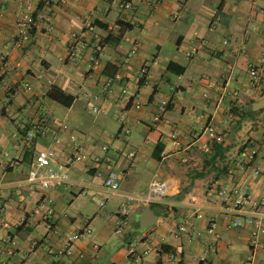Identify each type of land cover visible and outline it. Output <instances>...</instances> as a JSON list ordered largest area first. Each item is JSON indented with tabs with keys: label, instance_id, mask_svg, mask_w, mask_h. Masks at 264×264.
Returning a JSON list of instances; mask_svg holds the SVG:
<instances>
[{
	"label": "crops",
	"instance_id": "1",
	"mask_svg": "<svg viewBox=\"0 0 264 264\" xmlns=\"http://www.w3.org/2000/svg\"><path fill=\"white\" fill-rule=\"evenodd\" d=\"M29 4L35 23L23 34L17 19ZM134 45L137 55L121 66ZM251 63L259 67L255 81ZM142 66H148L143 80L137 76ZM263 98L264 0H0V263L15 264L33 241L48 237L44 214L52 208L58 233L30 251L25 264H163L170 251L183 264H244L252 228L230 227L234 195L222 200L219 191L225 185L247 190L255 203L249 214L264 217V108L252 111ZM162 102L168 108L155 123ZM172 131L181 151L165 139ZM255 147L259 153L247 160ZM48 149L55 151L53 165L68 169L71 184L43 189L29 182L36 153ZM77 152L86 158L73 160ZM111 171L121 178L116 194L104 188ZM154 182L175 191L155 195ZM149 197L150 203L136 200ZM153 204L164 205L161 216ZM125 205L131 215L118 235ZM148 207L158 219L140 232L138 219ZM212 218L218 241L207 233ZM180 225L188 233L175 239ZM87 228L92 234L73 244L76 254L63 255L71 236ZM7 235L19 243L8 256ZM147 249L150 256L135 263L132 253ZM255 264H264V250Z\"/></svg>",
	"mask_w": 264,
	"mask_h": 264
},
{
	"label": "built area",
	"instance_id": "2",
	"mask_svg": "<svg viewBox=\"0 0 264 264\" xmlns=\"http://www.w3.org/2000/svg\"><path fill=\"white\" fill-rule=\"evenodd\" d=\"M62 3H66L67 0H61ZM119 7L123 10H132V3L130 2H121L119 4ZM35 23L34 19V7L32 4H29L25 7V9L20 13L18 19H17V26L21 33H26L30 30L31 27H33ZM138 46L134 45L128 52V54L122 59L121 66L122 65H128L132 59L137 55L138 53ZM73 56V54H71ZM92 62L96 65L100 64V61L96 59L95 57H92ZM1 61H6V57L2 56ZM249 72L250 76L253 81H255L258 78L259 74V67L255 63H251L249 65ZM148 75V66H142L137 71V76L139 79L143 80L146 79V76ZM112 86V81H109L106 85L108 89ZM136 109L142 108V103L140 101H137L135 103ZM168 103L162 102L159 106L158 113L154 116V122L159 123L162 119V116L167 111ZM95 113H99L100 109L95 108ZM120 121L124 124L123 126V132L125 135L131 134V128L125 125L126 122V116L125 114L121 115ZM209 133L211 136L215 135V128L213 126L209 127ZM36 138V134L34 130L28 131L26 135V145L28 148H32L34 141ZM166 140L171 141L173 147L175 150L181 151L183 148V143L179 137V134L176 131L170 132L168 135L165 136ZM259 153V148L255 147L252 148L250 151V154L246 156L247 160H252L255 158V156ZM131 157L134 156V153L130 154ZM55 157V151L53 149L38 151L36 153V159L35 163L32 167V169L29 172V182L32 184L39 185L43 189H59L63 186H66L68 184L72 183L71 175L68 171V169L61 164L53 165V158ZM86 158V155L80 154L77 152L73 156V160L75 161H82ZM190 161L189 157H186L184 159L185 163H188ZM237 167L240 170H244L246 167V162L240 161L237 163ZM258 174L261 172L258 171ZM167 184L160 183V182H154L152 190L154 194L156 195L158 192H162L164 195L171 194L172 192L168 191V188L166 187ZM104 188L109 194H116L121 190V178L120 174L116 171H111L107 177L105 178V184ZM89 193V187L83 186L81 194L88 195ZM229 194L234 195V199L232 202V207L230 213L234 215V218L230 222L231 228H240L243 226H249L252 228V234H251V240H250V255L246 258L244 264H255V258L256 254L260 251L264 250V243L262 241V236L264 235V217L259 214H249L248 209H250L253 205H255L253 198L251 194L242 188L239 187H231L230 185H225L221 188L219 191V197L222 200H227L229 197ZM134 198H131V201H134ZM136 200L150 203L152 202V199L149 198H137ZM121 218L117 223V229L116 233L118 235L122 234L124 232V227L128 222V217L131 215V209L128 205H125L122 207L120 212ZM204 217L203 214H199L198 218L202 219ZM44 218L46 221L47 229L49 235H54L58 233V228L54 222V211L52 208L46 209ZM25 222V219H23V223ZM6 227H9V225L5 224ZM188 233V226L187 225H180L174 233L175 239H180L181 235ZM207 233L209 235L215 236V239L218 241L220 239V234L218 232V223L214 218L210 219L209 225L207 228ZM92 234V230L87 228L82 233H77L71 236L70 239V245L63 249L61 253L65 256L72 257L76 254L73 244L77 243L81 239L88 237ZM49 235L47 238H45L42 241H33L30 245L29 250L24 251L22 255L18 257L15 264H25L26 258L28 257V254L30 251H36L40 247H44L49 243ZM3 245H5L6 249L4 250V253L8 256L11 255L10 251H16L18 249V240L16 237H13L11 235H7L3 237L2 239ZM95 248L98 249L99 247L95 245ZM151 251L150 249L144 250L140 253L134 252L132 253L133 261L135 263H140L143 258L150 256ZM158 256H162L164 254L162 249H159L157 251ZM167 260L163 264H183V259L180 256V254L170 251L166 253ZM82 257V255H81ZM206 261V257L202 256L199 258L198 262L203 263ZM0 264H10L9 261L4 259L1 261Z\"/></svg>",
	"mask_w": 264,
	"mask_h": 264
},
{
	"label": "water",
	"instance_id": "3",
	"mask_svg": "<svg viewBox=\"0 0 264 264\" xmlns=\"http://www.w3.org/2000/svg\"><path fill=\"white\" fill-rule=\"evenodd\" d=\"M264 108V98L252 105V111L257 112ZM157 215L155 212L150 208H146L141 216L139 217V231L144 232L146 229L150 228L151 226L155 225L157 222Z\"/></svg>",
	"mask_w": 264,
	"mask_h": 264
},
{
	"label": "trees",
	"instance_id": "4",
	"mask_svg": "<svg viewBox=\"0 0 264 264\" xmlns=\"http://www.w3.org/2000/svg\"><path fill=\"white\" fill-rule=\"evenodd\" d=\"M250 114H252L251 111H248L247 113L243 114L244 116H242V114H241V116H240L241 120H243V118H245L247 115H250ZM237 115H240V114H237ZM235 116H236V113H235ZM240 122H242V121H240ZM201 177H203V175L199 174L196 178H201ZM151 208L156 211L158 216H161L162 212H164L166 210L164 205H160V204H153V205H151Z\"/></svg>",
	"mask_w": 264,
	"mask_h": 264
},
{
	"label": "rangeland",
	"instance_id": "5",
	"mask_svg": "<svg viewBox=\"0 0 264 264\" xmlns=\"http://www.w3.org/2000/svg\"><path fill=\"white\" fill-rule=\"evenodd\" d=\"M184 164H185V163H184ZM185 165H187V164H185ZM174 191H175V189H174ZM157 195H159L160 197H164V194H163L162 192H158ZM166 196H167V195H166ZM104 202H105V201H104ZM111 207H112V206H111ZM95 208H96L97 211H100V208H98V207H95ZM103 211H105V209H103L102 212H103Z\"/></svg>",
	"mask_w": 264,
	"mask_h": 264
},
{
	"label": "bare ground",
	"instance_id": "6",
	"mask_svg": "<svg viewBox=\"0 0 264 264\" xmlns=\"http://www.w3.org/2000/svg\"><path fill=\"white\" fill-rule=\"evenodd\" d=\"M166 187L168 188L169 192H173L174 191V187H171L170 185H167Z\"/></svg>",
	"mask_w": 264,
	"mask_h": 264
}]
</instances>
